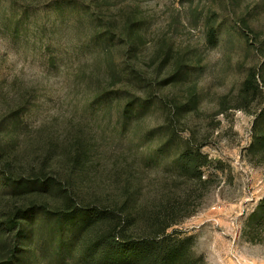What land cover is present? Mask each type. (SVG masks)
Masks as SVG:
<instances>
[{
  "label": "rangeland",
  "instance_id": "obj_1",
  "mask_svg": "<svg viewBox=\"0 0 264 264\" xmlns=\"http://www.w3.org/2000/svg\"><path fill=\"white\" fill-rule=\"evenodd\" d=\"M263 113L264 0H0L3 141L29 168L49 157L76 211L94 215L95 238L119 221L109 204L123 169L141 182V208L161 212L171 197L175 217L192 212L167 230L184 237L188 264H264V215L251 219L264 202ZM169 129L207 156L202 181L171 165L176 151L155 156ZM50 195L62 204L63 192ZM44 230L31 264H85L83 249L96 248L67 229L60 248ZM146 237L128 229L124 239Z\"/></svg>",
  "mask_w": 264,
  "mask_h": 264
},
{
  "label": "trees",
  "instance_id": "obj_2",
  "mask_svg": "<svg viewBox=\"0 0 264 264\" xmlns=\"http://www.w3.org/2000/svg\"><path fill=\"white\" fill-rule=\"evenodd\" d=\"M97 1L99 0H92V3ZM87 12L93 16L92 19L100 18L98 15H93L94 11L91 9ZM103 27L105 28L104 38L113 39L115 30L109 25ZM127 28L130 30V25ZM124 41L133 43L127 38ZM135 102L140 104L139 108L150 105L148 99L130 101L123 108L126 119H132L137 115ZM10 128L7 119L0 117V264H31L33 262L36 250L32 245L39 240L37 232L44 230L43 226L36 225L40 215L47 217L48 223L45 224L48 229L44 231L53 232L52 238L55 242L59 240L60 248L68 245L66 238H63L66 229L69 234L67 237L71 238V242L83 236L93 241L91 244L96 248L85 247L82 251L85 264H188L189 257L192 256L183 246L182 238L184 237L169 235L167 230L192 212L175 217V204L171 197L165 199L167 206L161 212L160 209L152 206L141 208L138 200L141 182L132 179L122 169L117 173L115 183L113 182L115 199L109 204L112 212L119 216V221L114 229L108 228L95 238L88 228V220L94 215L88 211H80L81 213L76 211L77 204L74 197L78 196L72 192L68 179L61 180L47 172L48 169L54 170L48 165L49 157L45 155L43 162L36 170L17 162L16 156L11 151V142L3 141V135L8 134ZM168 131L169 133L163 136L164 143L156 149L155 156L159 157L162 154L166 156L176 151L177 155L171 165L175 166L181 174L190 175L202 181V167L207 164V156L201 152L200 148L192 145L191 137L185 138L172 129ZM155 136H161L157 128L146 133L148 138L152 139ZM13 140L16 142L15 138ZM177 140L184 145L176 144ZM119 180L122 182L121 186ZM52 190L63 192L62 204H58L51 198ZM72 193L73 196H71ZM77 213L82 217L79 222L75 218ZM140 214L144 215L150 223L136 225ZM261 215H264V202L253 212L251 219ZM128 229L147 233V237L133 243L127 241L124 237ZM103 242L105 246L101 245Z\"/></svg>",
  "mask_w": 264,
  "mask_h": 264
}]
</instances>
